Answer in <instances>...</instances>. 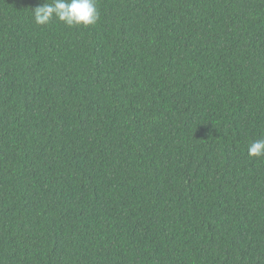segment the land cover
Wrapping results in <instances>:
<instances>
[{"label":"trees","instance_id":"obj_1","mask_svg":"<svg viewBox=\"0 0 264 264\" xmlns=\"http://www.w3.org/2000/svg\"><path fill=\"white\" fill-rule=\"evenodd\" d=\"M0 0V264H264V0Z\"/></svg>","mask_w":264,"mask_h":264},{"label":"clouds","instance_id":"obj_2","mask_svg":"<svg viewBox=\"0 0 264 264\" xmlns=\"http://www.w3.org/2000/svg\"><path fill=\"white\" fill-rule=\"evenodd\" d=\"M35 23L47 25L54 17L69 27L92 26L99 20L96 0H53L33 9ZM249 157H264V138L248 147Z\"/></svg>","mask_w":264,"mask_h":264}]
</instances>
